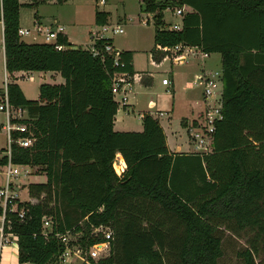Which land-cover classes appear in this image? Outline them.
<instances>
[{
	"label": "trees",
	"instance_id": "obj_1",
	"mask_svg": "<svg viewBox=\"0 0 264 264\" xmlns=\"http://www.w3.org/2000/svg\"><path fill=\"white\" fill-rule=\"evenodd\" d=\"M45 1L0 0L5 72L56 71L63 78L61 84H40L38 99L7 83L9 102L27 110L23 122L35 136L31 147L12 144V161L37 166L46 176L27 186L35 202H25V221L11 214L18 261L58 264L64 247L56 233L78 234L77 242L88 248L100 240L92 227L103 225L113 232L109 253L91 264H218L223 230L250 232L237 256L256 264L254 256L264 249V0H141L154 23V62L176 45L220 55L222 119L207 153L169 150L149 113L142 114L141 131L114 130L119 105L112 80L121 72L139 75L133 52L116 49L115 63L114 54L102 52L110 38L96 41L98 55L72 48L76 44L63 33L55 40L61 50L55 43L23 42L20 8ZM172 4L191 9L179 30L163 21ZM108 17L94 12L96 25ZM116 153L126 163L121 176L112 167ZM43 216L51 219L46 237Z\"/></svg>",
	"mask_w": 264,
	"mask_h": 264
},
{
	"label": "rangeland",
	"instance_id": "obj_2",
	"mask_svg": "<svg viewBox=\"0 0 264 264\" xmlns=\"http://www.w3.org/2000/svg\"><path fill=\"white\" fill-rule=\"evenodd\" d=\"M157 1L167 4L166 0ZM142 6L141 0H105L103 5L99 3V0H65L63 3L47 0L40 3L35 9L21 7L19 23L22 28L32 29L35 23L34 14H37L45 27L57 31V27L61 26L62 33L70 37L76 45L86 49L90 47L89 44L92 41L91 31L99 27L94 22V12L96 10L109 12L107 24L110 26L120 25L123 28L122 33H105L111 39V45L118 50H132L135 53L134 65L145 76L132 81L136 106L134 111L130 110V113L126 115L125 122L131 127H138L135 129L140 131L141 119L138 114L149 113L157 118L167 130L166 134L171 149L176 150L177 146H180L182 150H194L193 142L189 136V126L185 127L183 121L187 120L190 124L203 108V83L200 79L199 81L195 80V75L202 74L200 68L203 67L205 73L210 72L208 75H212L215 80L219 81L221 77L220 55L215 53L204 57L200 49L197 48H191V54H187L186 50H182L181 53L171 50L170 54L161 62H154L150 54L153 47L154 23L150 14L142 10ZM173 6L172 4L170 7ZM170 11L163 10L165 24H180V16L174 15ZM2 38L0 24V90L4 87L6 73L4 72ZM20 38L26 43L43 42V37L34 34V32ZM6 77L7 83L19 84L28 99H38L40 84H61L63 82L62 76L56 71H49L45 77L42 71L13 72L6 74ZM163 78L170 80L168 86L162 85ZM160 111L166 112V114L168 112V115L158 117L156 114ZM122 113L123 108L120 106L119 118ZM3 120L4 115L0 113V122ZM5 146V133L2 131L0 132V151ZM45 181L44 172L37 166L21 167L20 174L15 181L21 186L20 200L25 202L32 199L35 202V199L29 196L27 186ZM223 231V254L219 258L218 264H243L237 253L248 245L247 237L250 236V232L232 234L229 231ZM260 260L261 264H264V249L254 256L256 264ZM58 264L80 263L73 260L70 263L58 261Z\"/></svg>",
	"mask_w": 264,
	"mask_h": 264
},
{
	"label": "built area",
	"instance_id": "obj_3",
	"mask_svg": "<svg viewBox=\"0 0 264 264\" xmlns=\"http://www.w3.org/2000/svg\"><path fill=\"white\" fill-rule=\"evenodd\" d=\"M99 3L103 5L105 0H99ZM166 9L169 11L171 10L170 12H172V14L178 15L181 18L180 24H167L169 30L181 29L183 15L191 11L190 7L185 4L173 7L168 6ZM57 28V31H53L35 21L32 29L19 27L18 35L19 37H23L34 32V34L43 37V42L55 43L57 35L62 33V27L60 26ZM107 32L113 34L122 33L123 28L120 25L110 26L106 23L100 25L98 29L91 31L90 38L92 41L89 44L90 47L87 49L92 55L100 54L95 43L99 39L108 38L105 34ZM54 47L57 50L63 49V46L58 43H55ZM191 48L196 47L176 45L172 50L179 53H181L182 50H186L187 54H191ZM102 52L114 54V61L117 63L118 52L111 44L105 43ZM202 55L206 57L208 54L202 52ZM209 73L210 72H203L195 77V80L199 81L200 79L203 83V108L198 112L194 121L189 124V136L194 145L193 151L198 153H207L211 151L215 123L222 119L221 77L219 81H217L212 75H208ZM132 78L133 77L124 72L114 74L112 80V93L116 95L123 91L126 86L130 85ZM161 83L164 86H168L170 80L163 78ZM0 113L4 115V120L0 122V132L3 131L5 133L6 139V146L0 151V264L3 260L5 251L9 249L13 253L14 258L17 259L16 264H32L28 261L21 263L18 261V234L12 230L11 214L15 216L17 222H24L29 213V209L25 205V202H34L32 199L23 202L19 198L21 186L15 181L23 166L13 163L12 144H17L22 148L31 147L35 141V136L32 125L23 122L28 119L26 118L27 110L23 107L13 106L9 102L6 73L4 75V87L0 90ZM157 115L162 116L163 112H157ZM15 132L17 134L16 136H14ZM112 167L117 176H121L126 169V163L119 153H116L114 156ZM50 229L51 219L48 216H43L42 234L46 237ZM90 233L100 240L88 248H83L77 242L78 234L72 235L69 230L63 233H56L55 237L64 247L63 252L58 256V261L61 263H70L74 260L76 262L78 261L80 264H91V260L96 261L99 258L107 256L109 253V241L113 236L111 228L103 225L93 226Z\"/></svg>",
	"mask_w": 264,
	"mask_h": 264
},
{
	"label": "crops",
	"instance_id": "obj_4",
	"mask_svg": "<svg viewBox=\"0 0 264 264\" xmlns=\"http://www.w3.org/2000/svg\"><path fill=\"white\" fill-rule=\"evenodd\" d=\"M109 18V17H108ZM39 23L42 24V20L39 18L38 20ZM1 26H2V23L0 22ZM19 26H20V23H19ZM64 34V33H63ZM66 35V34H65ZM67 36V35H66ZM68 40L70 43L72 44H75L73 41H71L70 37H68ZM3 39V38H2ZM198 49V48H197ZM132 51V50H131ZM133 52V51H132ZM212 54H215V53H211V54H208V55H212ZM132 65H133V70L135 72H139V75L137 74H134L133 75V78L131 79V82H130V85L129 86H126L124 88L123 91L119 92L118 94L114 95V99L118 102V110H117V113L115 114L114 116V121H113V129L116 130V131H139V130H136L135 128H138V127H131L130 125L127 124V122H125L126 120V115H128L130 113V110L134 111L135 109V106H136V101H135V95H134V92H133V89L132 88V81L133 79L135 78H140L142 79V77L144 78L145 76L142 75V71H138L137 68L135 67L134 63H135V53L133 52V56H132ZM3 60H4V54H3ZM183 60V59H182ZM202 68V69H201ZM200 70L202 72H205L203 69V67H201ZM5 72V70H4ZM19 72V71H18ZM49 71H46V72H43L44 74V77L46 76V74L48 73ZM220 72H221V68H220ZM141 73V74H140ZM7 74V73H6ZM199 74H196L195 77H197ZM174 79V78H173ZM172 79V80H173ZM19 85V84H18ZM20 87V86H19ZM21 89V88H20ZM22 90V89H21ZM23 92V91H22ZM24 94V93H23ZM25 96V95H24ZM26 97V96H25ZM27 98V97H26ZM120 106L123 108V113H122V116L119 118L118 117V114L120 112ZM163 112V111H162ZM145 113V112H141L139 113V117L141 119L142 117V114ZM198 114V113H197ZM196 114V115H197ZM157 115V114H156ZM168 115V112L166 114V112H163V115L162 116H158V117H163V116H166ZM26 118H29L28 116V113L26 114ZM195 118V117H194ZM160 123V122H159ZM183 124L185 127H188L189 126V121L187 120H184L183 121ZM161 125V124H160ZM161 127L163 128V131L165 133V136H166V143H167V146L169 148V150H171L172 152H194L193 149L192 150H182L180 148V146H177L176 150H173L171 149V147L169 146V141H168V136L166 134V129L163 125H161ZM140 128L142 129V123L140 121ZM140 129V131H141ZM17 262V259L14 258L13 256V253L11 252V250H6L5 251V254H4V257H3V260L1 262V264H16Z\"/></svg>",
	"mask_w": 264,
	"mask_h": 264
},
{
	"label": "water",
	"instance_id": "obj_5",
	"mask_svg": "<svg viewBox=\"0 0 264 264\" xmlns=\"http://www.w3.org/2000/svg\"><path fill=\"white\" fill-rule=\"evenodd\" d=\"M152 14H150V16H151ZM72 48H74V49H76L77 48V45H73V47Z\"/></svg>",
	"mask_w": 264,
	"mask_h": 264
}]
</instances>
